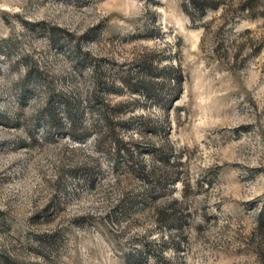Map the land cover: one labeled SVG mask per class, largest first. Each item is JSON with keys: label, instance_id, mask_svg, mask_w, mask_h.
Instances as JSON below:
<instances>
[{"label": "rangeland", "instance_id": "rangeland-1", "mask_svg": "<svg viewBox=\"0 0 264 264\" xmlns=\"http://www.w3.org/2000/svg\"><path fill=\"white\" fill-rule=\"evenodd\" d=\"M215 1L0 0V264H264V0Z\"/></svg>", "mask_w": 264, "mask_h": 264}, {"label": "trees", "instance_id": "trees-1", "mask_svg": "<svg viewBox=\"0 0 264 264\" xmlns=\"http://www.w3.org/2000/svg\"><path fill=\"white\" fill-rule=\"evenodd\" d=\"M191 2H193L194 7L200 10L201 13H204L207 8L215 9L219 5V2L215 0H191ZM105 121L108 122V118H105ZM262 215L263 212L260 213L259 220H261Z\"/></svg>", "mask_w": 264, "mask_h": 264}]
</instances>
